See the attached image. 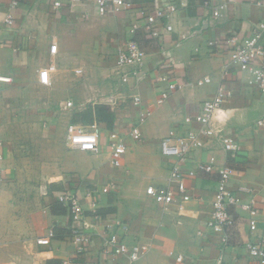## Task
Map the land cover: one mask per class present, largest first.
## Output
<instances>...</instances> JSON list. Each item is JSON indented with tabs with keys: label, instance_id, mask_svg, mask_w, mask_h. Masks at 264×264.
I'll list each match as a JSON object with an SVG mask.
<instances>
[{
	"label": "crops",
	"instance_id": "crops-1",
	"mask_svg": "<svg viewBox=\"0 0 264 264\" xmlns=\"http://www.w3.org/2000/svg\"><path fill=\"white\" fill-rule=\"evenodd\" d=\"M13 1L0 0V74L11 76L23 88V105L13 113L29 114L35 105H45L49 108L45 109V119L56 121L51 128L53 137L38 124L40 132L34 139L12 133L28 130L21 122L15 126L19 124L0 118V140L4 142L0 160V264H60L74 253L76 244L70 234L80 222L73 220L67 207L57 200L58 194L67 191L80 197L88 219L94 212L102 217L90 229L93 241L80 257L84 264H129L127 256L103 251L107 224L129 245L146 247V253L134 264L182 263L190 258L185 244L205 243L209 235L215 242L210 246V258L196 264H216L221 255L223 264H264V259L251 256L246 248L249 240L260 241L264 247V92L248 83L245 72L232 66L230 47L217 45L234 33L250 34L263 14L262 0H128L134 2L132 10L106 15L100 12V0H74L59 10L49 0H15V6ZM167 3L178 9L170 19L174 29L160 42L142 40L148 49L146 63L165 66L175 80L186 85L158 105L159 90L153 75L137 89L124 90L118 86L113 68L117 50L130 37L129 28L140 10ZM216 9H221L220 16L214 14ZM10 13L15 18L12 25L5 21ZM108 52L115 53L111 64L106 62ZM78 68L83 69L81 74ZM205 76L211 81L198 85L197 80ZM220 87L232 95L216 116L224 119L222 123L236 139L239 151L235 157L220 146L216 151L221 163L236 169L229 189L244 202L253 199L257 212V228L252 231L250 213L240 206L231 208L236 225L230 229V243L208 228L216 174L198 172L188 182L193 199L175 204L169 212L146 194L150 184H167L173 167L171 158L161 151L162 138L172 128L179 134L197 128L196 122L186 123L187 117L213 99ZM38 89L42 93L35 94ZM134 94H140L143 106L152 110L140 126V140L130 135L143 108L132 103ZM69 100L73 107L59 109ZM0 109L3 115L12 114L5 107ZM53 112H61L62 119L52 116ZM94 122L101 130L100 151L74 147L69 126L89 127ZM120 141L127 152L122 165L114 166L110 150ZM19 146L58 150L26 158L15 154L14 147ZM212 151L197 150L182 169H195ZM122 226L126 230L118 228ZM41 237L50 238V244H39Z\"/></svg>",
	"mask_w": 264,
	"mask_h": 264
},
{
	"label": "built area",
	"instance_id": "built-area-1",
	"mask_svg": "<svg viewBox=\"0 0 264 264\" xmlns=\"http://www.w3.org/2000/svg\"><path fill=\"white\" fill-rule=\"evenodd\" d=\"M74 0H49L55 10L62 9ZM263 7V14L256 22L248 35L234 33L225 41L219 42L221 46L230 47V56L232 66L247 74L248 83L260 91L264 92V0L260 2ZM13 1L12 5H17ZM224 6H221L223 9ZM100 12L104 15L112 12H122L132 10L134 2L128 0H100ZM221 9H216L214 14L221 15ZM175 4H164L157 8L148 6L140 10V14L132 22L129 32L130 37L121 45L116 53V62L113 68V74L117 84L122 89H137L150 75L159 90L156 103L161 105L165 103L171 94L182 89L186 84L175 80L167 71L165 66L150 67L146 63L148 49L143 45L142 40L161 41L165 33L172 31L173 25L170 22L172 16L177 12ZM5 21L8 24H14L15 18L12 13L8 14ZM138 36V37H137ZM216 45V46H217ZM214 47V42L212 43ZM173 58L170 59L172 61ZM77 72L81 74L82 68ZM11 76L0 74V82H11ZM211 78L205 76L197 80L198 85L210 82ZM232 95V92L220 87L213 99L205 101L200 110L193 116L186 119V123H198V127L191 128L185 134H179L177 128H172L160 143L163 155L170 157L173 161V167L170 171L167 184L156 186L150 184L146 188V194L160 205L165 212H169L172 206L181 202H188L193 199L189 180L197 176L198 172L206 174H216L217 184L214 199L211 201L212 219L208 223L214 233L223 237L225 243H230V229L236 225V219L232 213L233 206H240L243 210L250 213L249 225L253 231L257 228L256 209L254 200L244 202L238 193L229 189L230 181L236 169L230 163H221L218 157V147L235 157L239 151V145L232 136L226 125L222 123L224 119L216 116L223 102ZM132 103L142 106L139 116L133 122L130 128V135L137 140L142 137L140 126L151 115L152 110L143 106V100L140 94L131 96ZM73 101L69 100L66 104H61L60 109L73 107ZM70 143L82 151L98 153L100 151L101 130L99 125L94 122L89 127L71 124L69 126ZM4 142L0 140V160L3 159ZM203 148H211L213 151L206 161H198L195 169L185 171L182 169L184 163L191 159V156ZM127 152V146L120 141L112 144L110 150L111 162L114 166H121L123 158ZM57 200L67 207L71 218L79 221L80 225L71 229L70 238L76 244V249L72 255L61 260L60 264H84L80 257L84 255L93 241L90 229L94 227V221H101L102 217L95 213L88 219L86 208L81 202L80 197L71 192H61ZM118 225L120 223L118 222ZM104 229L103 251L113 255H125L129 264H134L145 253L146 247L139 243L129 245L125 238L118 234V230L113 229L111 224L106 225ZM126 230V226L118 227ZM107 234V235H106ZM39 244H50V238H38ZM246 248L251 256L264 259V247L262 242L249 240ZM223 255H221L216 264H223ZM183 257L178 256V260Z\"/></svg>",
	"mask_w": 264,
	"mask_h": 264
},
{
	"label": "rangeland",
	"instance_id": "rangeland-1",
	"mask_svg": "<svg viewBox=\"0 0 264 264\" xmlns=\"http://www.w3.org/2000/svg\"><path fill=\"white\" fill-rule=\"evenodd\" d=\"M114 56L115 53L114 52H108L106 53V62H109V64H111L114 61ZM21 90H23L21 84L17 83L16 81H11V82H0V96H3L4 99H0V108L1 107H5L6 109L12 111V114H8V115H3V109H0V118L1 120L4 121H8L10 122V124H19V125H15V126H20V122L23 124L24 128H27L28 130H18V131H12V133L14 135H17L18 137H22V138H35L34 135L38 134L39 126H41L42 128H45V131L50 132L51 133V137L54 136L53 131L51 130V128H54V120L56 121V119H51V121L49 122V120L45 119V112L47 113V111H45V109H49L48 107H46L45 105L42 106H34V110L31 109L29 114H22V113H18V111H15L16 113H13L14 108L18 107L20 108L22 104V102L20 101V96H21ZM36 92H34L35 94H37L38 92H41V89L35 90ZM49 92H46V95ZM45 101V100H44ZM43 101V102H44ZM60 109V107H59ZM50 111L52 112V109L50 108ZM66 111V110H65ZM62 112V111H61ZM58 112V114L54 113L55 115H52L54 117H58L60 120L62 113ZM48 116V115H47ZM47 118V117H46ZM45 119V121H43ZM46 123V124H45ZM60 123V121H59ZM39 124V126H37ZM44 131V132H45ZM47 132V133H48ZM9 132H6V134H8ZM37 137V136H36ZM58 148L56 147H49V146H41V147H35V148H29V147H21L19 146L14 147V152L15 154H21L23 155V157H32L36 155H49L52 153L57 152ZM59 195V194H58ZM57 195V196H58ZM206 242L204 243H194V244H189L186 243V246H189L186 250L187 254L190 256V258H186V260H184L182 263H178V264H196V262H203L204 259H209V253H210V246L211 243L212 245L215 243L214 242V238L207 236L206 237ZM213 241V242H212ZM231 241V239L229 240ZM199 247H201V250H199ZM193 259V260H192ZM199 259V260H198ZM206 260L204 261V263H206Z\"/></svg>",
	"mask_w": 264,
	"mask_h": 264
}]
</instances>
